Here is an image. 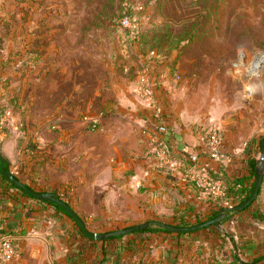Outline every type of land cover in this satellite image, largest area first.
I'll use <instances>...</instances> for the list:
<instances>
[{"label":"crops","instance_id":"1","mask_svg":"<svg viewBox=\"0 0 264 264\" xmlns=\"http://www.w3.org/2000/svg\"><path fill=\"white\" fill-rule=\"evenodd\" d=\"M74 45V40L61 38L38 41L33 79H22L4 92L11 116L0 109V149L7 169L22 182L36 191L60 193L97 233L154 220L205 222L225 196L218 176L253 183L250 160L260 159L264 122L247 135H236L225 123L223 154L212 159L203 136H194L177 123L164 100V122L169 127L165 138L181 153L174 156L179 162L176 169L159 167L153 162L151 144L141 136V128L153 124V112L140 101L137 87L122 85L117 76L105 80L98 73L94 82L102 81V86L91 91L90 77H83L87 66L79 58L76 64L71 55ZM76 47L80 58L78 53L88 50L81 40ZM20 58L11 63L19 64ZM19 65L20 72L5 66L3 76H24L29 68ZM12 87L19 88L15 92ZM14 94L18 98L13 105ZM99 111L104 112L100 129L91 131L82 117ZM49 120L55 130L47 126ZM174 126L179 127L176 133L171 132ZM194 153L199 156L196 169L190 161ZM203 167L209 178L201 177ZM218 180L222 194L216 191ZM234 212L219 227L132 232L95 240L51 203L32 199L0 179V238L12 237L17 251L13 264H264V173L254 202Z\"/></svg>","mask_w":264,"mask_h":264},{"label":"rangeland","instance_id":"2","mask_svg":"<svg viewBox=\"0 0 264 264\" xmlns=\"http://www.w3.org/2000/svg\"><path fill=\"white\" fill-rule=\"evenodd\" d=\"M60 38L75 41L91 91L98 73L137 87L143 63L158 57L172 117L206 143L214 129L223 138L225 123L247 135L264 122V0H0V109L6 87L33 79L38 41ZM77 40L88 49L81 58ZM19 57L25 75L3 76L5 66L22 70L11 63Z\"/></svg>","mask_w":264,"mask_h":264},{"label":"built area","instance_id":"3","mask_svg":"<svg viewBox=\"0 0 264 264\" xmlns=\"http://www.w3.org/2000/svg\"><path fill=\"white\" fill-rule=\"evenodd\" d=\"M124 27L132 28V22L128 17L122 20ZM158 57L152 56L148 61L143 63L142 69L138 72L137 78V93L140 101L145 108L152 110L153 120L151 126H143L141 128V136L144 137L152 146L153 162L159 167L169 166L171 169H176L179 166V162L174 159V156L181 153L177 144L170 143L165 138V135L169 133V127L164 122V100H167L168 92L164 86L166 82L165 73L163 69H160L157 65ZM254 67V65H253ZM254 74L257 73L258 68L253 69ZM256 72V73H255ZM5 116H11V112L5 113ZM104 116V112L100 111L94 115H85L84 121L89 123V129L91 131H98L100 129L101 118ZM47 126L53 130L57 128L56 124H51V120L46 123ZM0 123V129L2 126ZM1 143V138H0ZM222 139L219 135V130L214 129L206 153L212 159H220L222 156ZM199 156L192 154L190 161L193 169H196L199 163ZM202 178H209V173L206 168H202ZM216 191L218 194H222L221 181H215ZM141 181L136 183L139 187ZM17 251L13 244L11 236L0 238V264H13L16 260Z\"/></svg>","mask_w":264,"mask_h":264},{"label":"water","instance_id":"4","mask_svg":"<svg viewBox=\"0 0 264 264\" xmlns=\"http://www.w3.org/2000/svg\"><path fill=\"white\" fill-rule=\"evenodd\" d=\"M6 163V158L3 155L1 149H0V166L3 170V172L6 174V176L15 183V185L31 195L32 197L40 200V201H46L55 205H58L62 207L71 217L72 219L77 223L81 231L89 238L95 239V240H104L110 235H126L128 233L140 231L143 229L148 228L151 225V222H144L140 224H135L132 226H129L127 228H124L122 230H117L111 233H97L91 231L85 224V222L82 220V218L77 214V212L73 209V207L63 198H60L57 194L53 192H40L34 190L32 187H30L28 184L22 182L11 170L5 169L4 164ZM263 173H264V138L262 140V152L260 159L258 160V166L256 169V179L254 183L253 190L249 197L241 204L235 205V206H227L223 208L217 216L214 218H211L208 221L202 222L200 224L190 226V227H181L171 224H163L166 228L174 231V232H192L197 231L200 229H203L205 227L215 225L220 226L222 220L225 218L226 214L228 212H234V211H242L249 207L254 200L257 198L259 191L261 189L262 181H263Z\"/></svg>","mask_w":264,"mask_h":264},{"label":"trees","instance_id":"5","mask_svg":"<svg viewBox=\"0 0 264 264\" xmlns=\"http://www.w3.org/2000/svg\"><path fill=\"white\" fill-rule=\"evenodd\" d=\"M4 112V109L2 111V113ZM261 142V141H260ZM258 166V162H257V158H252L250 160V169H251V173L252 176L254 178V181L252 184H250L249 186L246 184L244 179H230V178H226L225 176H223V174H221L220 176H218V179L223 180L224 183V190H225V196L218 199L219 200V207L214 211L213 216L211 218H214L215 216H217L219 214V212L225 208L226 206L224 205L225 202L229 203L231 206H235L238 204L243 203L251 194L253 187H254V183H255V179H256V169ZM4 168L7 169V163L4 164ZM0 179L2 180V182L10 184L11 186L19 189L15 183L13 181H11L6 174L3 172L1 166H0ZM232 183L231 186H229ZM229 184V185H228ZM33 188V187H32ZM34 190H36L35 188H33ZM21 190V189H20ZM21 192L32 198L35 199L34 197H32L31 195H29L28 193H26L25 191L21 190ZM55 194H57L60 198H63V196L58 193L57 191H54ZM46 202V201H44ZM69 203V202H68ZM70 204V203H69ZM58 211H61L65 214H67L70 218H72L62 207L52 204ZM235 212H228L226 214V217L228 215H231ZM225 219V218H224ZM223 219V220H224ZM75 222V221H74ZM151 222V225L143 230L140 231H136L135 233H151V232H164V233H171V230L166 228L163 224H171V225H177V226H181V227H190V226H194L197 225L199 223H201L202 221H199L198 223H189V222H178V223H166V222H162V221H149ZM75 224H77L75 222ZM78 226V225H77ZM79 227V226H78ZM79 231L84 235V233L81 231V229L79 228ZM113 232V231H111ZM110 232V233H111ZM115 237H120V235H110V238H115Z\"/></svg>","mask_w":264,"mask_h":264}]
</instances>
